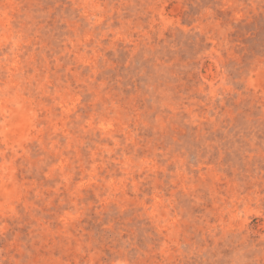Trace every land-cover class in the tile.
<instances>
[{
    "label": "rangeland",
    "instance_id": "rangeland-1",
    "mask_svg": "<svg viewBox=\"0 0 264 264\" xmlns=\"http://www.w3.org/2000/svg\"><path fill=\"white\" fill-rule=\"evenodd\" d=\"M0 264H264V0H0Z\"/></svg>",
    "mask_w": 264,
    "mask_h": 264
}]
</instances>
